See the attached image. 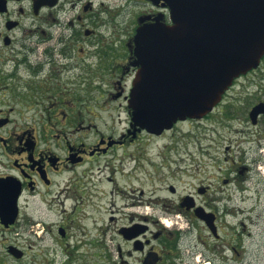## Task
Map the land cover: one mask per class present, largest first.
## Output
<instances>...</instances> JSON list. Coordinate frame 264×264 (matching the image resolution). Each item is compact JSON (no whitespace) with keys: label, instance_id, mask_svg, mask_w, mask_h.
I'll use <instances>...</instances> for the list:
<instances>
[{"label":"flooded vegetation","instance_id":"af4514ba","mask_svg":"<svg viewBox=\"0 0 264 264\" xmlns=\"http://www.w3.org/2000/svg\"><path fill=\"white\" fill-rule=\"evenodd\" d=\"M172 2L0 0L3 235L40 222L42 204L51 206L63 195L57 228L69 257L65 264H73L80 247L97 246L95 239L84 244L83 236L74 235V226L84 222H121L115 228L116 255L108 256L107 264H264L258 238L264 110L255 113L264 104V56L257 67L233 79L203 118L179 120L159 135L132 126L129 98L139 69L135 37L144 25L172 24ZM92 49L101 60H87ZM112 104L129 116L126 133L101 128L99 110L108 112ZM206 119L209 148L203 149L216 170L212 176L185 192L174 182L163 194L150 189L147 197L144 189H133L129 194L137 192L138 199L104 212L103 177L93 176L95 167L102 168V156L134 144L137 134L163 137L179 124ZM165 176L159 173L156 180L165 181ZM11 243L8 264H23L27 251Z\"/></svg>","mask_w":264,"mask_h":264},{"label":"water","instance_id":"95a60500","mask_svg":"<svg viewBox=\"0 0 264 264\" xmlns=\"http://www.w3.org/2000/svg\"><path fill=\"white\" fill-rule=\"evenodd\" d=\"M171 19L144 25L135 37L139 69L129 107L136 131L159 135L179 120L203 118L264 56V0H173Z\"/></svg>","mask_w":264,"mask_h":264},{"label":"rangeland","instance_id":"374dc122","mask_svg":"<svg viewBox=\"0 0 264 264\" xmlns=\"http://www.w3.org/2000/svg\"><path fill=\"white\" fill-rule=\"evenodd\" d=\"M109 50V47L103 48L106 53ZM118 50L121 52V47ZM88 52L87 60H101L96 49ZM91 52L95 53L92 54ZM99 111L102 113L99 123L103 125L101 128L104 132H112L116 135L122 132L126 133L125 129L129 123V116L124 109L112 104L108 112ZM105 121L108 122L107 125ZM113 121L114 124H112ZM209 123L210 121L206 119L202 124H179L174 131L163 137L152 138L148 133L143 132L139 136L138 134L133 136L137 139L134 144L117 147L109 156H102L99 161L102 168L99 170L98 167H95L97 173L93 176L103 177L102 204L104 212H109L112 208L116 209L120 204L132 202L134 198L138 199L140 196L137 192L136 194H129L133 193V189L137 191L141 188L144 189L147 192L144 197H147L150 189H159L156 195L163 194L162 189L166 188L170 182H174L181 191L185 192L212 176L216 170L209 160L208 153H205V149H203L209 148L207 141L209 136L206 129ZM55 131L53 130L49 135L52 137ZM164 145L169 147L163 148ZM213 150L211 149V152ZM149 173H151L150 177ZM159 173L163 176L166 175L165 181L156 180ZM110 176L114 178L112 182L107 180ZM150 178L154 180L151 181ZM54 195L56 193L51 194L49 199H52ZM59 196L60 198L55 197L51 206L48 204L44 208L45 205L42 204L43 206L39 210L40 222H34V225L25 223L18 230L4 232L5 235L1 233L0 228V264H8L12 261L6 249L11 242L19 244L27 251L23 264L28 261L35 264H65L68 261L69 257L63 249L64 243L61 241L57 228L64 209L60 200L64 196ZM258 214L259 218L263 220L260 222L262 230L258 238L262 241L264 249V199ZM120 223L84 222V224L80 223L79 226L75 225L74 235L83 236L84 241L82 242L84 244L95 239L97 246L95 248L91 245L80 247L79 253L74 255L73 264H88L89 261H92V264L96 262L97 264H107V257H113L114 254L115 228ZM262 232L263 235L261 236ZM69 248L70 251L74 250L72 247ZM93 254H96V257ZM262 261L264 263V257Z\"/></svg>","mask_w":264,"mask_h":264}]
</instances>
